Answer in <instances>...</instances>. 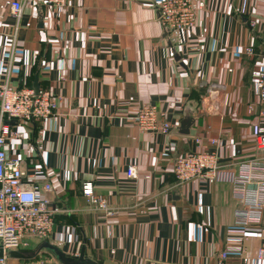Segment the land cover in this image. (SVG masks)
<instances>
[{
    "label": "crops",
    "instance_id": "crops-1",
    "mask_svg": "<svg viewBox=\"0 0 264 264\" xmlns=\"http://www.w3.org/2000/svg\"><path fill=\"white\" fill-rule=\"evenodd\" d=\"M13 1L0 0V85L32 83L39 62L40 91L61 99L57 117L13 125L25 139L8 149L28 173L38 170V184L53 186L60 213L49 243L71 256L86 246L102 264H264L259 229L234 225L232 186L175 188L173 171L177 159L212 150L209 140L218 141L222 165L256 154L264 131V93L254 79L264 72V0H194L205 4L194 29L175 36L161 24V0H67L63 9L31 0L15 40ZM212 86L222 89L208 111ZM151 105L173 126L169 135L132 122ZM188 109L197 119L182 136ZM86 184L115 216L89 203ZM10 264L58 263L40 255Z\"/></svg>",
    "mask_w": 264,
    "mask_h": 264
},
{
    "label": "built area",
    "instance_id": "built-area-1",
    "mask_svg": "<svg viewBox=\"0 0 264 264\" xmlns=\"http://www.w3.org/2000/svg\"><path fill=\"white\" fill-rule=\"evenodd\" d=\"M30 1L12 2L11 15L16 21L14 40L18 36L25 7ZM46 3L63 9L67 0H46ZM204 7V3L194 0H161V24L169 30L170 36L189 31L194 29L199 12ZM2 25L3 20L0 18V27ZM251 25L256 26V23ZM247 53L255 54L253 49L247 50ZM254 79L257 89L264 93V72L256 73ZM221 89V86L211 87L204 107L207 108L209 101L212 104ZM60 103V97L50 91H40L36 95L33 88L24 85L11 87L9 80L0 85V246L5 251L0 264H10L8 253L11 251H30L36 244L49 242L54 236L56 216L60 213L49 197L54 191L52 184H38V170L28 173L24 160L9 154L12 143H22L25 135L8 125L7 121L30 125L53 119L59 115ZM132 122L143 132L169 135L173 129L165 114L152 105L142 107ZM197 142L201 143L200 140ZM207 144L213 149L189 153L174 162L175 188L194 181L211 185L229 183L234 200L241 206L235 212L234 225L242 229H259L264 236V131H260L256 138V154L239 163L222 165L218 141L209 140ZM127 174L135 179L136 169L130 167ZM83 192L89 203L107 217L117 214L103 197L95 194L91 184L84 185ZM244 240L247 241V238ZM227 258L225 253L220 256L221 261ZM257 260L264 262V242L257 252Z\"/></svg>",
    "mask_w": 264,
    "mask_h": 264
},
{
    "label": "water",
    "instance_id": "water-1",
    "mask_svg": "<svg viewBox=\"0 0 264 264\" xmlns=\"http://www.w3.org/2000/svg\"><path fill=\"white\" fill-rule=\"evenodd\" d=\"M43 22L41 21L40 25L42 27ZM166 35H169V30L165 29ZM169 45L173 47L172 42L170 41ZM174 57L176 61L181 62L182 56L174 49ZM40 71H38L35 82H34V91L36 95L40 93V82H39ZM197 119L196 113L192 109H188L185 114V118L182 121L179 129V134L182 136H190L191 129L195 125ZM7 124L10 126L16 125L15 121H7ZM241 208V206H239ZM88 249L84 246L81 249L79 255L71 256L66 254L64 251L56 247L55 245L45 241L42 242L35 250L33 251H11L8 253V258L10 260L17 261H33L43 253H48L52 255L55 261L58 264H102L88 257ZM5 256V251L2 246H0V259H3Z\"/></svg>",
    "mask_w": 264,
    "mask_h": 264
},
{
    "label": "trees",
    "instance_id": "trees-1",
    "mask_svg": "<svg viewBox=\"0 0 264 264\" xmlns=\"http://www.w3.org/2000/svg\"><path fill=\"white\" fill-rule=\"evenodd\" d=\"M35 68H36V71L34 73L33 82L30 83L29 81H27V83L24 85L25 87H28V88H33L34 87V82H35L36 75H37L38 71H41V69L39 67V62H38V64H36ZM41 255H46V256L48 255V256L52 257V255H50L48 253H43Z\"/></svg>",
    "mask_w": 264,
    "mask_h": 264
}]
</instances>
